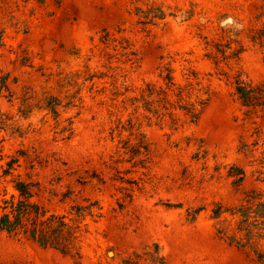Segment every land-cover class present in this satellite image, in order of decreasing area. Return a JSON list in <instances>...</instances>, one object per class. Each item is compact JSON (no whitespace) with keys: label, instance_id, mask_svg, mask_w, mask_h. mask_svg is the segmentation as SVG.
<instances>
[{"label":"rangeland","instance_id":"obj_1","mask_svg":"<svg viewBox=\"0 0 264 264\" xmlns=\"http://www.w3.org/2000/svg\"><path fill=\"white\" fill-rule=\"evenodd\" d=\"M159 1L174 15L147 32L132 12L135 0H47L44 5L0 0V70L9 72L16 92L0 96L3 111L19 113L16 97L24 86L45 85L63 99L57 83L66 74L73 78L70 83H86L82 107L60 108L63 119L76 115L70 138H56L54 121H43L45 112L39 111L31 120H22L25 125L33 121V131L24 136L8 133L3 152L27 151L22 171L35 162L42 187L38 200L50 209L69 213L70 206L85 197L98 201L101 216L84 221L89 230L82 242L84 264H128L129 258L156 264L144 254L154 242L165 264H261L216 236L211 209L216 202L236 205L252 189L264 192L256 173L263 167L264 146H254L257 139L264 142V115L249 118L233 95L238 74L264 79V48L258 43L264 32V0ZM137 2L143 7L149 3ZM106 31L110 41H103ZM204 36L243 52L228 60L219 54L216 64L205 56ZM122 42L129 48L122 49ZM222 48L230 54L231 49ZM130 50L136 54L128 55ZM169 62L182 83L187 68H195L211 97L197 122L179 111L174 125L139 108L135 115L142 114L148 148L138 151L127 121L135 107L124 100L139 96L145 83L161 85L159 73ZM113 68L127 84L117 95L105 76ZM92 73L104 74L94 80L95 89L103 91L90 89L92 81H85ZM237 166L246 171L243 180L233 174L239 172ZM5 187L12 190L0 178V199ZM199 206L203 209L190 220L188 210ZM0 264L75 261L0 231Z\"/></svg>","mask_w":264,"mask_h":264},{"label":"trees","instance_id":"obj_2","mask_svg":"<svg viewBox=\"0 0 264 264\" xmlns=\"http://www.w3.org/2000/svg\"><path fill=\"white\" fill-rule=\"evenodd\" d=\"M39 5H44L47 0H35ZM60 3V0H54ZM141 1V0H137ZM134 4L132 11L138 16V23L142 25L144 31L150 32L151 26H157L166 21L174 14L168 11L165 5L159 0H148L146 7ZM134 2V3H135ZM187 16V15H184ZM189 16V15H188ZM103 41H110L109 33ZM205 56L218 60L219 54L223 58L238 59L243 52V48H232L231 45L223 43H214L204 36ZM115 41V39H112ZM260 46L264 48V32L258 39ZM4 44V31L0 30V48ZM131 46V45H130ZM231 49L230 54L226 53V48ZM122 49L129 48V44L121 43ZM125 54L127 52H124ZM134 50H130L128 55H135ZM128 60H133L132 57ZM114 69V68H113ZM104 74L98 75L92 73L85 78V81H92L90 89L96 92L103 90L95 89L96 78H101ZM110 78L109 85L114 88L117 95L121 88L127 89L125 81H120V76L116 69L106 74ZM185 83L179 82L174 76V68L170 62L161 68L159 77L163 83L148 82L140 89V95L126 98L125 102H130L134 106V113L127 120L129 121L132 134L136 135V148L140 151L142 148H148V141L145 133L141 130L142 114L135 115L139 108L150 113L156 114L160 121H171L176 125L179 121L178 112L183 111L189 115L191 122H197L201 112L207 105L212 91L208 85H204L199 77V72L188 67L185 73ZM238 74L234 81L233 95L235 101L242 109H245L246 115L250 117H259L264 115V79L258 81L250 78H243ZM10 74L0 70V96L8 93L9 97L16 95L12 89V83H9ZM72 76L68 74L57 83V86L63 90L64 98L52 94L45 85L24 86L22 92L16 98L19 99V113L12 115L3 111L0 107V178L7 182L12 190L7 187L0 199V231L6 235L18 240H29L38 244L42 248H53L71 256L75 264H84L83 262V236L89 231L88 224L85 223L86 217L90 216L97 219L101 216V206L98 201L91 200L88 197L83 198V202L75 203L70 206L69 213H60L50 209L47 205L38 200L42 187L39 179L36 178L35 162L26 167L28 171H22L21 158L27 154L25 149H20L15 153L5 154L2 143L8 133L24 136L33 131L34 122L28 124L22 123V120H29L30 117L39 111L45 112L43 121L51 117L54 121L53 132L56 138H70L74 133V119L76 115L65 119L61 117L60 108L69 111L83 106L84 97L82 91L86 83H70ZM156 104V107H152ZM37 110V111H35ZM66 113V112H65ZM80 113L78 110L77 114ZM146 120H150L148 115H143ZM31 120V119H30ZM123 127L120 125L119 127ZM260 145V146H259ZM255 147H263L264 142L257 139L254 142ZM260 162L263 167L256 170L257 179L264 183V150L261 152ZM239 170V180H243L246 171L243 167H236ZM71 192V190H70ZM169 206H181V203H168ZM203 209L202 206L188 210L190 220H194L198 213ZM211 218L215 220L216 236L231 247H235L245 252L258 263L264 264V192L258 189H252L236 205H225L222 202L214 203L211 209ZM153 248V250H151ZM144 254L156 264H165V256L161 253V247L154 242L144 248ZM136 257H141L142 253H135ZM125 263L137 264L138 261L132 258L126 259Z\"/></svg>","mask_w":264,"mask_h":264}]
</instances>
